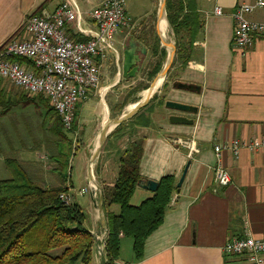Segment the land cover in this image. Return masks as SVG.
Returning a JSON list of instances; mask_svg holds the SVG:
<instances>
[{"label": "crops", "instance_id": "1", "mask_svg": "<svg viewBox=\"0 0 264 264\" xmlns=\"http://www.w3.org/2000/svg\"><path fill=\"white\" fill-rule=\"evenodd\" d=\"M64 1L0 0V50L14 37L22 35L24 32L22 29L32 15L40 14L45 10L52 12ZM76 1L85 14L87 26L94 28L89 14L105 0ZM254 1H188L190 10L200 16L203 27L197 36L188 65L182 67L178 64L177 68L173 69H177L174 84L181 82L198 87L200 90L193 92L180 90L173 84L166 93L165 104L167 101H174L193 106L198 109L197 113H180L165 107L170 111L165 119L154 118L151 123L138 124L132 136L128 133L109 136L92 164L94 180L90 177V165L103 128L96 135L95 126L86 143L83 141L86 145L88 184L86 193L90 195L89 206L92 211L90 225L87 224L86 217V228L96 238L93 258L95 249L99 252L100 243L97 236L106 235V230L108 232L104 200L105 221H102L99 210L101 196L103 195L105 199L104 190L114 186L122 156L134 142H141L143 147L140 164L141 179L159 183L163 177L171 175L175 177L176 190L162 225L146 241L144 258L136 261L133 240L121 236L118 263L256 264L248 256L226 255L224 248L229 242L248 235L257 239L264 237V151L243 150L238 159H235L230 152H224L222 163L232 177L229 186H220L215 182V167L218 159L214 151L215 146L236 139L248 142L252 139L264 138V38L258 39L246 54L233 44L235 24L232 15L241 4H251ZM153 4L156 9L155 0ZM217 8L222 9V16L216 15ZM158 17L160 20V13ZM165 17L167 18V13ZM248 18L251 21L264 22V9L255 11ZM122 33L118 35L124 48L129 40L125 43V39L121 37ZM170 35L164 32L163 37L164 45L168 44L169 51L172 41ZM158 36L161 42L160 48L166 51L159 29ZM137 40L148 48V55L144 58L137 75L140 76L152 57V51L150 44L147 45L141 39ZM115 47L118 50L116 45ZM168 57L169 55L167 59ZM1 91L4 98L8 100L11 98L4 87ZM108 91V84L101 83L100 91L93 92L89 96V98L103 99L98 107V122L99 115L103 111L106 115L108 112L107 102L103 98ZM88 99L78 108L76 129L74 128V133L81 137L85 134V130L80 128L79 115L87 105ZM8 100L4 101L8 102ZM172 115L190 118L194 120V124L174 125L169 121ZM179 140L191 144L183 146L178 143ZM188 163L190 167L186 178L182 187L178 189L177 184ZM65 186L72 188L73 181ZM153 194L137 186L131 204L139 206ZM109 211L118 214L120 208L113 205ZM261 264H264V254Z\"/></svg>", "mask_w": 264, "mask_h": 264}, {"label": "trees", "instance_id": "2", "mask_svg": "<svg viewBox=\"0 0 264 264\" xmlns=\"http://www.w3.org/2000/svg\"><path fill=\"white\" fill-rule=\"evenodd\" d=\"M188 1L166 0L167 19L177 41L174 63L182 67L188 65L203 27L200 16L190 10ZM150 47L153 56L160 59L148 73V77L154 79L163 68L162 58L167 57V52L160 50L158 39ZM1 88L0 80V105L4 98ZM37 97L45 98L43 95ZM34 102L35 99L16 97L13 106ZM50 112L55 110L51 108ZM58 121L64 128L59 116ZM59 125L51 130L57 138L58 156L53 158L57 168L54 172L66 176L73 143ZM142 155V143L134 142L120 160L114 186L104 190L108 224L105 264H119L121 236L133 240L136 261L144 258L146 241L162 225L176 190L175 177L168 175L159 181L158 190L151 198L139 206L131 204L141 180ZM5 162L11 178L0 181V264H70L79 260L83 264H92L95 238L86 228L84 209L78 203L68 204L61 198L69 193L70 187H48L36 181L34 164L16 158H7ZM113 205L119 206L118 214L109 211Z\"/></svg>", "mask_w": 264, "mask_h": 264}, {"label": "built area", "instance_id": "3", "mask_svg": "<svg viewBox=\"0 0 264 264\" xmlns=\"http://www.w3.org/2000/svg\"><path fill=\"white\" fill-rule=\"evenodd\" d=\"M259 9H264V0L241 4L232 15L233 44L243 54L248 53L258 39L264 38V22L248 18ZM215 13L223 15L221 8ZM89 18L94 28L87 26L85 14L76 0H65L52 12L45 10L32 15L22 35L14 37L0 50V80L27 95H43L69 132L73 130L79 105L91 93L100 91L102 69L110 53L118 56L114 39L131 26L127 0H105ZM178 143L191 144L180 140ZM243 150L264 151V138L248 142L236 139L214 147L218 159L216 184L229 186L232 183L222 163V154L230 152L238 159ZM61 198L72 203L69 195ZM224 252L234 257L248 256L252 262L261 264L264 237L257 239L248 235L235 239L225 246Z\"/></svg>", "mask_w": 264, "mask_h": 264}, {"label": "rangeland", "instance_id": "4", "mask_svg": "<svg viewBox=\"0 0 264 264\" xmlns=\"http://www.w3.org/2000/svg\"><path fill=\"white\" fill-rule=\"evenodd\" d=\"M155 1L156 9L154 8L153 4L154 0H127V10L129 11L128 15L131 18V26L125 29V31L121 34V37L125 39V43H127L129 38L135 37L136 39H141L147 45H152L157 39L160 41L158 36V29L160 26L159 33L161 32L162 34V36L160 35L162 44L167 51V55H169L167 48L168 45H164V32L162 29V23L168 25L169 21L163 17L162 22L159 25L158 15L160 13L161 2L163 0ZM168 28L170 30V36L174 45V43L176 44L177 42L174 31L170 24L168 25ZM114 41L118 49L115 53H117L118 56H116L114 53H110L102 69V84L106 83L109 87L108 93L106 92V95L103 97L104 101L107 102L108 112L106 115V113L103 111V113L99 115L98 122V107L99 104H102L101 101H103V99L102 97L89 98L87 105H85V108L81 110L79 115L80 128H84L85 130V134L82 137L81 135L74 133L76 121L72 131L69 132L62 128V124L59 123L56 113L50 112L52 107L50 104H48L46 98L42 99L41 97L37 96H27L24 92L18 90L8 82H2V88L4 87V90L11 96V98L9 100L7 98H3V101L8 100V102L2 101L0 105V181L11 178V173L6 167L5 160L7 158H16L23 161H34L33 163H26L34 164V166H36L35 168H32L34 169L33 171L36 172L34 173L36 181L41 182L48 187L68 185L71 183V180L73 181V187L70 188L69 196L71 197L72 203H78L84 209V213L87 217V220L89 221H87L88 225L91 223L90 221L92 211L89 206L90 195L89 193H86V190H88V184L86 182V145H84L83 141L86 143L92 133V129L95 126L97 128L96 135L100 133L102 128H108L111 130V123L116 118L124 115L129 106L137 105L138 102L144 99L145 94L149 91L153 82L157 78V76L154 79L149 78L148 73L153 70L156 62L160 60L159 56L155 57L152 54V57L146 63L140 76H136V78L133 79L124 78L123 48L120 36L117 35ZM160 50L165 51L162 48H160ZM166 59V56L162 58V67L166 64ZM177 66L178 64L173 63L165 80L163 78L164 83L162 82V87L160 86L161 88L153 96V99L133 118L117 126L109 135L110 137H115L116 134L120 136L127 133L132 136V132L135 126H138V124L151 123L154 121V118L156 120L157 118L165 119L167 117L168 112L170 111L165 109L166 93L170 91L176 80L177 69H173L177 68ZM116 83L117 85H114ZM16 97L20 99H35L36 102L30 105L13 106L15 104L14 102ZM58 125L60 126L59 129L66 132L68 138L73 143L70 167L66 173V176L54 173V169L57 168V164L53 159L54 157L58 156L56 152L57 138L53 136L51 130L57 128ZM94 139H96V136ZM96 190L98 189L96 188ZM66 195L68 196V194ZM103 237V234L99 235L98 241L100 245H102L101 239ZM106 238L107 235L104 239L106 240ZM129 241L132 240L129 239ZM56 253L54 252V254ZM124 255L126 256L125 250ZM70 264L83 263L81 260H79ZM92 264H101L100 252H98L96 249Z\"/></svg>", "mask_w": 264, "mask_h": 264}, {"label": "water", "instance_id": "5", "mask_svg": "<svg viewBox=\"0 0 264 264\" xmlns=\"http://www.w3.org/2000/svg\"><path fill=\"white\" fill-rule=\"evenodd\" d=\"M163 15L166 16V0H163L161 2L160 18ZM147 55H148V48L143 43L139 42L136 38L131 37L129 39L128 43L124 46L123 77L129 78V79L136 78V76L138 75V72L140 70V67L142 65V62ZM175 57H176V45L174 44L172 55H169L166 64L163 66V68L160 71V73L158 74L156 80L161 76H163L164 79L166 78L167 74L169 73V70L171 69V67L174 63ZM156 80L153 82L152 86L154 85ZM174 87L177 89H180V90H186V91H192V92L200 90V88H198V87L196 88L192 85H188V84L181 83V82H177L176 84H174ZM152 99H153V97H151L148 100L146 99L144 101L142 100V101L138 102L137 107L132 112H130L126 115H122L119 118H116L113 121V123L115 125L114 129L117 126H119L120 124H122L123 122L128 121L131 118H133ZM165 107L169 110L180 112V113L195 114L198 112V109L196 107L185 105L182 103H177L174 101H167L165 104ZM169 121L174 125H193L194 124V120L187 118L185 116H180V115L170 116ZM113 130H109L108 128H103V130H102V133L100 135V146H98V148L96 149L95 154L92 158L91 165H90V177L92 180H94L93 173H92V164H93L94 160L99 156L104 144L106 143L109 135L111 134V132ZM189 167H190V163H188V165L186 166L184 173H183L179 183L177 184L178 189H180L182 187ZM138 187L145 189L149 192L155 193L158 190L159 183L156 181H153V180L141 179L138 182ZM103 200H104V198L102 195L99 210H100V215H101L102 221H105L104 215H103ZM107 233L108 232L106 230V235H107ZM94 238H95V236H94ZM95 240H96V238H95ZM101 244L102 245H98V249L100 250L99 252H100V256H101V264H105V255H104L105 239L102 241ZM101 246H103V247H101Z\"/></svg>", "mask_w": 264, "mask_h": 264}, {"label": "bare ground", "instance_id": "6", "mask_svg": "<svg viewBox=\"0 0 264 264\" xmlns=\"http://www.w3.org/2000/svg\"><path fill=\"white\" fill-rule=\"evenodd\" d=\"M163 17L166 18L165 15L162 16L161 19L159 20V25L161 24ZM166 20H167V18H166ZM168 25H169V24H168ZM168 25L162 23V29H163V32L170 33V30H169V28H168ZM159 29H160V26H159ZM160 35L162 36L161 32H160ZM172 41H173V40H172ZM172 41L170 42V48H171V51H169V49H168L169 55H172V51H173V49H172V46H173ZM165 45L167 46L168 44H165ZM167 48H169V46H168ZM164 80H165V79H164ZM164 80H163V76L159 77V78L156 80V82L154 83V85H153V86L149 89V91L145 94V97H144L143 101L146 100V99L148 100V99H150L151 97H153V96L158 92V90L162 87L161 84H162V82L164 83ZM162 85H163V84H162ZM160 86H161V87H160ZM136 107H137V105H131V106H129V107L127 108L126 112L124 113V115H126L127 113L132 112ZM111 126H112V129H111V130H113L114 127H115V125H114L113 122L111 123ZM98 146H100V142H99V143L97 144V146L95 147V150L98 148ZM97 186H98V184H97ZM105 236H106V235L104 234V237L101 239V241L104 240ZM97 240H99V236H97Z\"/></svg>", "mask_w": 264, "mask_h": 264}, {"label": "flooded vegetation", "instance_id": "7", "mask_svg": "<svg viewBox=\"0 0 264 264\" xmlns=\"http://www.w3.org/2000/svg\"><path fill=\"white\" fill-rule=\"evenodd\" d=\"M123 55H124V48H123Z\"/></svg>", "mask_w": 264, "mask_h": 264}]
</instances>
